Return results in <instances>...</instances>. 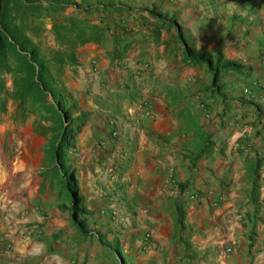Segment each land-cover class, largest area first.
Masks as SVG:
<instances>
[{
  "label": "crops",
  "instance_id": "obj_1",
  "mask_svg": "<svg viewBox=\"0 0 264 264\" xmlns=\"http://www.w3.org/2000/svg\"><path fill=\"white\" fill-rule=\"evenodd\" d=\"M50 1L43 38L87 23L47 42L60 82L102 104L84 211L43 186L44 141L1 140L0 264H264V0Z\"/></svg>",
  "mask_w": 264,
  "mask_h": 264
},
{
  "label": "rangeland",
  "instance_id": "obj_2",
  "mask_svg": "<svg viewBox=\"0 0 264 264\" xmlns=\"http://www.w3.org/2000/svg\"><path fill=\"white\" fill-rule=\"evenodd\" d=\"M27 1L31 2L35 0ZM41 8L42 5L40 6L39 11L36 10V12L38 11L37 13H39V15L41 14ZM46 16L47 13L43 15L42 18H46ZM40 17L41 16H36L37 19ZM42 18L38 21L43 22L44 20L42 21ZM54 19L60 22L67 21L65 16L63 17V13L58 12L53 17L51 16V22ZM73 19L79 20L77 16L73 17ZM45 22L48 23V21H44V24ZM35 23H37V20L34 22V24ZM79 24H83L81 27L84 28L85 23H83L82 20ZM41 27L35 30L36 32L29 30L26 32V34L32 38V40L38 45L41 52L44 53L47 58H52V63L49 62L47 65V67H50L49 75L47 73L42 76V81L45 86L49 90L51 89V91H55V98L51 93H47L45 97L46 105H51L52 109L49 111L48 108L41 106L40 109L38 108L32 112L33 108H29L27 102L25 111H22L18 107L17 102L14 101L11 96H9V93H12L13 90V76L7 71L4 72L2 74L4 79V91L2 92V97L0 98V107L3 105L1 100H4V110L0 111V141L14 140L18 142L25 141L27 143L36 141L39 143L40 141H44L43 162L41 167L38 169V173L44 177V180H46L44 181L43 186H47L49 189L55 190L57 194H59V199L63 202V204L65 203L64 201H66V204H68L66 207H70L71 209L77 208V211L83 209L84 211L81 203L84 202L85 197L84 195H81V187L79 186L82 179L80 176V170L81 168L82 170L84 168L83 165L80 166L79 164L83 154V152H81L82 145L79 143V139H82L84 134L87 132L89 129V124L92 126L90 116L91 113L95 110H98L102 104L94 107L91 104H94L95 101H93V103H89V99L83 96V94L75 93L73 90L69 89L66 84L60 82L61 80L59 79V76L61 69H59L58 64L55 63L57 60L56 56L58 57V52L54 49L52 50V48L47 43L53 39L55 43L58 44L59 39L56 35L58 28H54L56 34L52 29L48 30L49 36H44L43 38L41 36ZM67 31L63 32V34H66V37L70 36V34L74 32L70 31V33ZM9 34L12 37V39H10L9 36V39L13 41V46L15 48L18 44L23 45L24 33H22L20 37L16 36L11 31ZM23 46L28 50V45L25 46L24 44ZM53 56L55 61L53 60ZM56 85L58 87H62L66 93L68 92L71 95V99L68 103H63L60 100V95L58 93L59 88ZM31 90L32 93L36 94V88H31ZM56 102L60 103L59 106L56 104ZM79 118H83L82 124H79ZM61 120H63V123H65V126H63V131L68 127V136L66 138L67 140L64 142L65 144L63 149L60 152L61 155L57 159L54 156V148L63 138V131L61 130L62 128H59ZM32 151H34V149H32ZM54 165L58 168L53 169ZM82 217H85V215ZM79 226L82 231H86L91 235H93L92 231L96 230L94 227H88L87 224L85 225L83 223H81Z\"/></svg>",
  "mask_w": 264,
  "mask_h": 264
},
{
  "label": "trees",
  "instance_id": "obj_3",
  "mask_svg": "<svg viewBox=\"0 0 264 264\" xmlns=\"http://www.w3.org/2000/svg\"><path fill=\"white\" fill-rule=\"evenodd\" d=\"M41 1L35 0L29 2L27 0H0V98L2 97V92L4 91V79L2 74L7 71L13 76V90L12 93H9V96H11V98L17 102L18 107L22 111H25L27 102L28 107L33 108L32 112L38 108L40 109L41 106L48 108L50 111L52 106L46 105L45 97L47 93H51L55 98V91H51V89L49 90L42 81L43 75L47 73L49 75L50 67H47V65L49 62L52 63V58H47L45 54L41 52L38 45L32 40V38L26 34L27 31H35L43 25V22L38 21L36 18V16H40L37 12L40 10L39 8L42 3ZM49 2L51 1L49 0ZM49 5L51 6V4ZM55 9L56 7H54V10ZM36 10L38 11L36 12ZM36 20L37 23L34 24ZM54 20L53 21L55 23L53 22L52 30L55 32L54 28H58V32L57 34L55 32V34L59 39L58 44L61 45L65 43L66 46L64 48L68 49V46H74L77 44V42H83L85 40L83 37V33L85 31L82 30L83 27H81L83 24H79L81 21L71 18L63 24L56 19ZM85 26H87V23L84 24V27ZM10 31L18 37L24 33L23 45H28V50L24 48L23 45L18 44V47L16 46V48L13 46V41L10 40L12 39L11 35L9 34ZM64 31H75L72 33L74 36L70 34V36L66 37V34H63ZM57 52L58 57L55 55L57 59L55 63L58 64V68L61 69V66L64 64V57L67 56L69 52L63 51L61 48L57 50ZM70 59H72V53L70 55ZM53 60L55 61L54 56ZM31 88H36V94L32 93ZM58 88L60 100L63 103H68L71 99V95L68 92L66 93L62 87L59 86ZM1 101L3 102V105L0 107V111H3L4 100L2 99ZM56 104L59 106L60 103L56 102ZM82 120L83 118H79V124H82ZM63 126H65V123H63V120H61L59 128H62V131ZM67 129L68 127L65 128L62 134L63 138L54 148V156L57 159L61 155L60 152L63 149L65 140H67ZM54 168L58 167L54 165L53 169Z\"/></svg>",
  "mask_w": 264,
  "mask_h": 264
},
{
  "label": "built area",
  "instance_id": "obj_4",
  "mask_svg": "<svg viewBox=\"0 0 264 264\" xmlns=\"http://www.w3.org/2000/svg\"><path fill=\"white\" fill-rule=\"evenodd\" d=\"M146 116H150L151 115V112L149 110H145V113H144Z\"/></svg>",
  "mask_w": 264,
  "mask_h": 264
}]
</instances>
